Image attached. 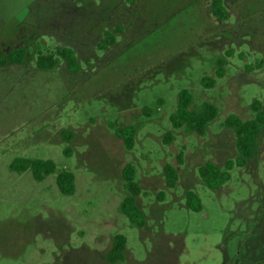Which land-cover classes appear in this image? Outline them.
Wrapping results in <instances>:
<instances>
[{"label": "rangeland", "instance_id": "rangeland-1", "mask_svg": "<svg viewBox=\"0 0 264 264\" xmlns=\"http://www.w3.org/2000/svg\"><path fill=\"white\" fill-rule=\"evenodd\" d=\"M212 3L0 0V49L26 46L31 56L0 67V264H112L116 234L127 245L115 264H264V131L257 156L235 166L223 186L212 189L199 176L207 161L223 167L237 158L226 117H254L255 100L264 106V0H224L225 20ZM117 26L116 43L101 49ZM63 44L77 52V73L63 60L37 67L39 54ZM221 58L226 71L218 77ZM205 76L216 84L204 87ZM183 89L196 104L217 106L206 135L172 126ZM126 125L137 128L132 149L115 132ZM20 157L71 170L75 193L62 194L54 174L37 181L31 170L16 171L11 163ZM128 162L142 189L143 227L120 210ZM167 163L179 174L173 188ZM190 190L201 197L199 211L186 204Z\"/></svg>", "mask_w": 264, "mask_h": 264}, {"label": "trees", "instance_id": "trees-1", "mask_svg": "<svg viewBox=\"0 0 264 264\" xmlns=\"http://www.w3.org/2000/svg\"><path fill=\"white\" fill-rule=\"evenodd\" d=\"M212 12L221 20L229 16L228 9L224 0H213ZM122 31V27L117 26L116 31H106L100 48L106 49L114 45L117 41L116 32ZM31 56L28 54L26 46H21L8 50L7 52L0 49V67L10 65H24ZM63 60L69 71L77 73L80 70V63L76 50L66 44L57 45L50 53H41L37 56L36 65L41 70L55 69ZM225 59L218 60V69L216 75L223 77L225 75ZM202 84L206 88L213 87L216 79L211 76H205ZM255 116L243 119L236 114H229L223 122V126L232 129L236 136L237 158L229 159L221 167L213 161H207L199 168V176L202 182L212 189H218L231 179V170L235 166H246L259 151V138L264 131V106L260 100H255L252 104ZM218 116L217 106L208 101L196 104L194 97L189 89H183L179 93L177 109L171 114L170 121L175 129L184 128L188 133L197 135H206L210 123ZM116 134L123 140L127 149L135 146L137 128L134 125H126L115 128ZM65 138L73 137V132L64 131ZM175 139L173 133L165 136L166 143H172ZM182 154V153H181ZM181 154L179 162L182 163ZM11 167L18 172L31 170L35 180L43 181L49 175H56V183L62 194L72 195L76 191V177L71 170L59 169L56 162L51 159L43 158H16ZM166 184L173 188L177 185L179 174L177 168L167 163L164 166ZM124 181L125 196L120 203V210L136 226L143 227L147 223V216L144 210L137 204L136 197L141 194V186L135 181L136 167L133 163L128 162L122 170ZM164 193H161V197ZM186 204L193 210H201L203 207L200 195L192 190L186 193ZM127 237L124 234H116L113 239V245L107 253V259L110 263L115 264L125 258Z\"/></svg>", "mask_w": 264, "mask_h": 264}]
</instances>
